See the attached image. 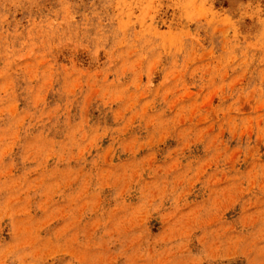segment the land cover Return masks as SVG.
I'll use <instances>...</instances> for the list:
<instances>
[{
    "label": "rangeland",
    "instance_id": "rangeland-1",
    "mask_svg": "<svg viewBox=\"0 0 264 264\" xmlns=\"http://www.w3.org/2000/svg\"><path fill=\"white\" fill-rule=\"evenodd\" d=\"M0 264H264V0H0Z\"/></svg>",
    "mask_w": 264,
    "mask_h": 264
}]
</instances>
